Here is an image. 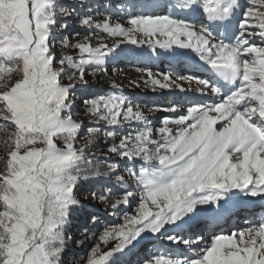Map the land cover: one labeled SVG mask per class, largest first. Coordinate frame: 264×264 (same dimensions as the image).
Listing matches in <instances>:
<instances>
[{
  "label": "snow or ice",
  "instance_id": "1",
  "mask_svg": "<svg viewBox=\"0 0 264 264\" xmlns=\"http://www.w3.org/2000/svg\"><path fill=\"white\" fill-rule=\"evenodd\" d=\"M151 2L159 5L160 0ZM164 2L172 6L169 0ZM247 2L232 44L213 42L203 26L197 32L193 25L169 15L134 13L131 4L118 5L128 17L126 24L112 23L108 17L95 24L91 17L80 20L82 26L117 39L111 45L98 43L93 47L85 37L71 45L79 50V60L65 56L57 68L49 43L56 23V0H0V61L14 65L0 62V104L7 113L2 118L14 126L0 173V264H63L69 239L66 225L74 208L84 207L76 199L78 184L105 179L118 167L109 163L107 172L80 167L86 159V146H75L82 124L68 114L70 92L77 80L87 83L86 66L93 72L105 71L107 58L121 45L145 43L153 54L157 48L192 49L233 87L221 97L217 86L198 80L203 86L201 95L208 90L217 101L190 106L178 118H163L155 133L147 117L121 96L100 95L84 101L86 111L97 123L131 127L132 122H144L135 132H106L113 140L108 151L133 165L126 168L132 185L117 177L124 191L111 203L110 213L122 211L121 206L132 201L138 206L134 215L124 214L123 223L103 229L99 242L117 243L106 252H101L98 243L86 264H264V220L239 232L215 234L210 246L194 257H142L136 251L146 234L155 237L166 226L181 232L193 224L215 227L236 211L240 196L259 197L264 210V0ZM176 4H198L210 21H222L233 10V0H176ZM61 12L71 14L63 8ZM136 33L148 41L138 40ZM257 36L262 44L250 43ZM65 46L69 45L65 42ZM65 63L79 73L78 77L73 73V82L68 85L60 83ZM14 72L20 74L15 80ZM5 78L9 82H4ZM149 79L153 86L169 87L153 79L151 73ZM163 80L169 81V76L164 75ZM170 124L177 127L173 129ZM99 131L98 127H88L86 143H91ZM57 139L63 141V147L58 146ZM89 195L108 203L107 195L98 196L95 191ZM228 206L232 210L225 214ZM88 222L99 223L96 213L86 214ZM166 239L191 250L203 237L167 235Z\"/></svg>",
  "mask_w": 264,
  "mask_h": 264
},
{
  "label": "rangeland",
  "instance_id": "2",
  "mask_svg": "<svg viewBox=\"0 0 264 264\" xmlns=\"http://www.w3.org/2000/svg\"><path fill=\"white\" fill-rule=\"evenodd\" d=\"M59 0H56V3ZM171 7L162 8L165 4L162 0L161 4L156 5L151 2V0H93L89 1V4L86 8L87 15H82L73 9L72 4L67 3L65 5V11L71 13L70 15H64L61 10L56 8V23L52 26L51 35H50V51L56 57L57 63L55 67L60 68L61 65L58 61L65 57L70 56L74 60H79L80 53L78 49L71 47L72 44H75L77 41L84 40L85 37H89L91 46L95 47L98 43H105L111 45L114 42V39L107 36L102 30L95 28H89L88 26H82L80 20L84 18L91 17L93 23L103 22L105 17H108L112 23H121L126 24L127 15L124 10H118V5L131 4L132 12H141L143 14H160V15H169L173 19L182 20L191 25L198 24L197 21H188L185 20L183 13L186 10L185 6H173L176 0H169ZM58 4V3H57ZM78 5H81L78 3ZM248 6L247 0H244L243 10ZM162 8V9H161ZM171 8H179L180 13H172ZM192 12V11H191ZM67 25V27H63ZM197 31V29H194ZM226 41L230 40V32H227ZM138 40L148 41V37L144 36L141 33L135 34ZM66 38V39H65ZM65 42L69 46H65ZM250 43H255L261 45L262 42L260 38L252 37ZM176 48V50H174ZM171 51H173L171 53ZM182 48L173 47L170 50H162L157 48L156 53L153 54L152 50L148 47V44L145 43L140 46L132 45H121L114 53H112L104 65L105 71H96L93 72L91 66H86L85 80L86 84H81L79 81H76V88L70 92V98L72 100L71 109L68 110V114L71 115L72 119L78 123L82 124V128L78 130V139L75 142L77 148L86 146L85 157L86 163H89L92 167L95 163H116L118 165L116 171L118 175H109L107 178L111 179L113 182H116L120 185V181L117 180V177L123 178V182L132 185L133 180L129 177L128 171L126 168H132L131 163H125L121 161L117 156L110 153L108 148L113 143L112 138L106 137L107 131H116L118 133L125 132H135L141 130L144 127V122H132V126L128 127L127 124H124L123 127L120 126H111L106 125L104 122L97 123L96 118L92 116L91 113L86 111V105L84 104L85 98L80 91L90 90L93 88L97 90L104 96L116 95L123 97L128 104H130L134 110L139 109L145 117L149 126L155 129L162 126V119L167 117L169 119L178 118L180 114H186L187 108L190 106H199V104H211L215 103L217 99L213 100L212 98L206 101L208 96L201 95L198 89H201L203 86L198 84V79H194L191 84L187 82V78L183 74L182 69L169 67L168 59L174 58H184L188 57L187 54H182ZM152 53V54H150ZM170 53V54H169ZM150 54V55H149ZM168 54V55H167ZM147 55L150 57L151 61L146 59ZM145 56V57H144ZM140 58L144 62L139 61ZM148 58V57H147ZM199 58V56H198ZM138 59V60H136ZM150 59V58H148ZM200 59V58H199ZM5 63L8 66L14 67V65L9 64L7 61H0ZM149 62V64H147ZM64 74L60 78V83L62 85H68L73 82L70 80V77L75 73L78 77L79 73L76 69H73L65 63ZM149 73L153 79H158L161 83H168L169 87L161 89L158 85L153 86L149 79ZM168 75L169 81H164L163 76ZM19 73H13L12 79L15 80L19 78ZM203 80V79H202ZM4 82H9L5 78ZM180 87L177 88L176 85ZM115 85V87H114ZM186 87L190 92L186 91ZM174 91L176 95H170V91ZM183 92V93H182ZM188 92V93H187ZM205 93L210 95L208 90H205ZM100 96V95H98ZM94 96L92 98H95ZM213 98H216L213 96ZM126 106H128L126 104ZM177 108L175 112L166 111L167 108ZM6 109L0 104V173L4 171V166L6 163L7 149L6 144L9 139L10 133L13 131L14 126L11 125L10 121H5L2 117L6 115ZM88 127H98L100 129L99 133L95 136L91 143H86L87 138V128ZM169 127L175 129L177 126L170 124ZM154 138L155 135H154ZM119 137H117L118 142ZM56 143L59 147H63V141L57 139ZM80 167L83 169L82 162H80ZM135 168H139V163L135 165ZM97 168H94L95 171ZM124 189H118L114 191L111 195V198H108V203H103L99 199H92L87 191H85L83 198L88 201V203L98 207L97 211L91 212L96 213L99 223L93 226V235L96 238V241L90 246H85L82 243L87 241L86 234H81V229L78 224L71 222L74 218L71 215L69 223L66 225L65 234L68 231L70 234H66V237L69 238L67 241V250L65 254H72L76 248L80 246L83 247L84 252L79 256H71L68 260H64L63 264H86L88 255L91 252V249L96 246L99 242V236L102 234V231L105 227L117 226L120 223H123V216L125 213L128 215H134L135 209L138 206L137 201H132L129 206H121L122 211L117 212V216H113L110 213V205L115 202V200L121 197ZM239 202L241 200H259V197L256 198H246L243 196L236 198ZM239 205V204H238ZM237 205V206H238ZM232 208V207H231ZM2 210V207H0ZM240 214L232 215L235 222L234 225L231 222H227L228 226H233V229L228 228L230 232H222L223 234H231L233 231L239 232L243 230V225H239V222L242 218V210L240 209ZM246 210H244L245 212ZM252 215V217H260L261 220H264V210L261 209L260 204L255 206L252 209L246 211V215ZM245 215V216H246ZM231 217V216H230ZM229 217V218H230ZM260 220V221H261ZM259 221V222H260ZM238 222V223H237ZM237 224V225H236ZM259 225V223H258ZM257 225V226H258ZM196 224H193L191 227L195 228ZM236 226V227H234ZM194 228L190 230H184L182 232L173 229L171 226H166V230H162L161 234H157L155 241L152 238V234H146L144 239H142L136 245V251L142 257H147L149 254L152 255H164L169 259H184L187 257H194L201 249L210 246L212 239L214 238V232L217 230H211L208 226L198 225L195 230ZM226 229V227H224ZM236 228V229H235ZM246 228V227H245ZM219 232L220 229H219ZM199 234L203 237L198 246H194L191 250L186 248L184 245H177L166 239L167 235H183L187 238L189 235ZM220 234V233H216ZM82 236V237H81ZM238 238V237H237ZM117 243L116 240H110L107 245L100 243L101 252H106L111 250ZM135 257V256H133ZM136 260V257L133 261Z\"/></svg>",
  "mask_w": 264,
  "mask_h": 264
},
{
  "label": "trees",
  "instance_id": "3",
  "mask_svg": "<svg viewBox=\"0 0 264 264\" xmlns=\"http://www.w3.org/2000/svg\"><path fill=\"white\" fill-rule=\"evenodd\" d=\"M89 1L93 0H59L57 3V9L61 10L62 8L65 10V5L67 3L72 4V7L74 10H76L78 13H81L82 15H87V6L89 4ZM80 3L81 5H78ZM80 93L83 95V97L86 99L92 98L94 96L102 95L105 93H101L97 90H94L91 88L90 90H81ZM83 169L93 171L94 168L99 169L101 172H107L108 171V164L106 163H95L92 167L89 163H86V161H82ZM109 175H118V172L115 170L113 173H109ZM122 187L117 184L116 182H113L111 179L105 178V179H89V180H82L79 184L77 189L75 190L76 199L79 200L84 207L83 208H74L71 215L73 216V220L71 222H75V224L79 225V228L81 229V234H86L87 241L83 242L82 244L85 246L92 245L96 238L93 235V224L91 222L85 223V216L87 213L95 212L97 211L98 207H95V205H92L86 201L83 196L85 191L88 193L90 192H97V195H107L108 198H111V195L114 191H117L118 189H121ZM106 189H111V192L106 191ZM113 216H117L116 213H112ZM66 234H70L68 231ZM82 237V236H81ZM85 249H83L82 246L79 248H76L75 251H73L72 254H65L64 260H68L69 257H73L75 255L79 256L81 253L84 252ZM120 259L127 260V257H121ZM135 257H132V260H134Z\"/></svg>",
  "mask_w": 264,
  "mask_h": 264
},
{
  "label": "bare ground",
  "instance_id": "4",
  "mask_svg": "<svg viewBox=\"0 0 264 264\" xmlns=\"http://www.w3.org/2000/svg\"><path fill=\"white\" fill-rule=\"evenodd\" d=\"M194 14H198L197 12H190V15L192 16V15H194ZM226 38H228L227 36L225 37V39H224V41L226 40ZM183 50V52H182V54L184 53V51H185V54H187L188 55V57L186 58V59H189V60H191V59H193V58H195L196 56L198 57V54L195 52V51H193L192 49H182ZM247 198H252V197H247ZM256 198V197H255ZM232 206H228L227 208H231ZM253 224V223H252Z\"/></svg>",
  "mask_w": 264,
  "mask_h": 264
}]
</instances>
